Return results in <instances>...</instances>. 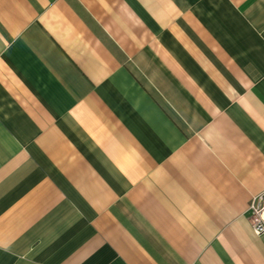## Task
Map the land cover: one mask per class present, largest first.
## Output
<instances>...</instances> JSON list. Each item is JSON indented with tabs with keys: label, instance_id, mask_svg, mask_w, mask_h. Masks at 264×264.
I'll list each match as a JSON object with an SVG mask.
<instances>
[{
	"label": "crops",
	"instance_id": "obj_1",
	"mask_svg": "<svg viewBox=\"0 0 264 264\" xmlns=\"http://www.w3.org/2000/svg\"><path fill=\"white\" fill-rule=\"evenodd\" d=\"M264 0H0V264H264Z\"/></svg>",
	"mask_w": 264,
	"mask_h": 264
},
{
	"label": "built area",
	"instance_id": "obj_2",
	"mask_svg": "<svg viewBox=\"0 0 264 264\" xmlns=\"http://www.w3.org/2000/svg\"><path fill=\"white\" fill-rule=\"evenodd\" d=\"M248 217L252 231L257 235L264 233V192L251 199Z\"/></svg>",
	"mask_w": 264,
	"mask_h": 264
}]
</instances>
